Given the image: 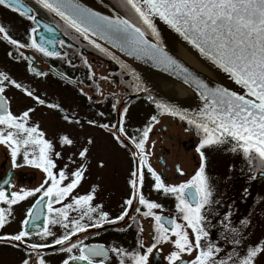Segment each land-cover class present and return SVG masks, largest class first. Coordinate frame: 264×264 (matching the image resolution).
Listing matches in <instances>:
<instances>
[{
  "label": "snow or ice",
  "instance_id": "6c2138e0",
  "mask_svg": "<svg viewBox=\"0 0 264 264\" xmlns=\"http://www.w3.org/2000/svg\"><path fill=\"white\" fill-rule=\"evenodd\" d=\"M123 2L138 17L139 23L120 16L114 19L102 16L90 8L82 7L78 0H36L38 5L55 13L101 51L107 50L90 40V33L114 38L120 46L127 45L131 49L130 54L150 56L188 74L187 68L164 51L154 19L159 18L179 33L202 57L228 74L241 91L220 85L210 87L208 83L193 77L191 83L205 102L200 113L188 116L172 106L156 104L161 115L178 116L186 120L190 126L186 131L194 130L200 138L196 148L197 167L189 179L179 184L166 183L162 174L149 162L150 154L146 145L154 125L160 122L156 115L151 117L138 138L130 135L124 127L128 112L126 107L120 113L119 122L111 125L97 123L94 119L82 123L65 114L63 120L69 124L83 128L86 123L101 128L122 148L134 146L136 149L130 152L135 165L128 181L131 195L123 202L120 214L113 219L103 210L102 204L95 203L99 186H91L84 195L77 192L86 180L90 146L94 140L91 137L81 140L71 133L60 134L57 141L60 148L73 151L68 156V163L59 167L57 161L63 159L62 152L57 150L56 143L46 138L39 124L31 122L30 114L36 108L30 107L20 115L14 114L5 96L6 87L11 85L20 89L38 105L61 112L63 109L58 104H46L34 91L0 73V146L9 151L13 168L29 166L45 173L44 182L35 189L9 193L0 188V204L8 206L0 207V229H4L13 216L11 206L40 193L22 222L24 228L15 235H0V242L14 248L23 246L26 258L22 264H47L43 250L50 248L69 254L62 264H150L154 250H162V246L171 249L166 257L168 264H264V240L254 246H246L243 234L231 226L230 212L219 223L228 233L225 240L232 245L231 250L225 251L224 246L213 238L209 231V213L219 201L214 198L213 180L208 172L209 153L223 152L243 159L251 173L250 181L264 177V0ZM0 6L19 13L33 23L37 22L36 15H30V10L23 8L21 0H0ZM36 31V27L31 29L32 33ZM0 34L17 48L27 46L12 39L3 25H0ZM149 36L155 39H149ZM60 43L63 45L64 42ZM31 47L45 56L59 55L37 43L35 36H31ZM30 70L35 71L34 68ZM36 74L46 75L42 72ZM184 82L189 83V80L185 79ZM98 115L103 117L104 113ZM21 159L23 163L18 162ZM103 166L101 162L100 167ZM177 172L184 175L179 167ZM146 173L153 181L151 188L154 192L174 198V215H164V205L145 195ZM4 183L14 187L9 180ZM244 192L249 194L247 188ZM132 212L137 215H131ZM137 216L149 219L152 223L153 242L150 246L145 245L142 237H138L136 246L131 250L120 246L89 245L81 238V234H87L92 229L118 224L126 218L131 221L128 227L135 224L138 233H143L144 226ZM41 217H45V223L36 234L45 242L29 243L32 233L27 228L30 221L31 226L36 228L35 220ZM242 223L247 227L249 222L244 220ZM57 225L65 230L60 235L53 231ZM49 238L50 243L47 242Z\"/></svg>",
  "mask_w": 264,
  "mask_h": 264
},
{
  "label": "flooded vegetation",
  "instance_id": "af4514ba",
  "mask_svg": "<svg viewBox=\"0 0 264 264\" xmlns=\"http://www.w3.org/2000/svg\"><path fill=\"white\" fill-rule=\"evenodd\" d=\"M103 1L125 18L139 23L138 17L124 4L123 0ZM21 4L24 9L30 10V15H36L37 22L33 23L19 13L0 6V25L6 27L12 39L27 45L22 49L17 48L4 40L3 34H0V73L6 74L25 88L34 91L45 100L46 104H58L63 112L36 104L20 89L11 85L6 87L5 96L10 101L11 111L16 115H20L30 107L36 108V111L30 114L31 122L39 124L46 133V138L57 144V150L63 155V159L57 161L61 168L68 163V156L73 149L60 148L57 142L60 134L71 133L81 140L88 137L94 140V144L90 146L86 180L77 190L79 195L87 194L93 185L99 186L95 203L102 204L103 210L109 213L110 218L114 219L118 216L123 202L131 195L132 190L128 181L131 179V172L135 165L130 152L136 149L134 146H130L129 149L122 148L101 128L86 123L83 128L69 124L63 120L65 114L81 120L82 123L88 119H94L97 123L111 125L119 122L120 113L126 107L128 112L124 118V127L130 135L138 138L145 126L149 124L151 117L156 115L160 122L154 125L146 145L150 154L149 162L157 172L162 174L168 184H179L189 179L198 164L196 148L200 138L194 130L186 131L190 129L186 120H181L178 116L160 114L161 110L156 107V104H168L152 87L150 78L105 46L100 44L107 51L96 48L55 13L38 5L36 0H21ZM33 27L37 28L35 33L31 32ZM31 36H35L37 43L59 55L45 56L32 48ZM90 40L93 39L90 38ZM60 41L64 42L63 45ZM33 68L35 71L30 70ZM36 72L46 75H37ZM99 113H104V116L101 117ZM212 153L214 152H210L209 155ZM229 157L234 159V163L243 161L242 158L232 154H229ZM18 162L23 163L22 159ZM101 162L103 167H100ZM177 167L183 171L184 175L177 172ZM5 180H9L14 187L5 184ZM44 180L45 173L40 169L29 166L13 168L9 151L0 146V188L6 189L9 193L18 192L21 189L32 190L39 187ZM254 182L264 185L263 178H258ZM152 183L151 177L146 173L145 195L151 200L159 197L166 210L163 214L174 215V198L163 197L154 191L150 193L154 192L158 195L147 194ZM39 195L40 193H37L36 196L11 206L13 216L9 218L10 222L5 228L0 229V235H15L24 228L22 222L27 218L28 210L35 204ZM164 200H166L165 203ZM0 207L8 206L0 204ZM131 215L137 214L132 212ZM137 219L141 220L148 237L145 245L150 246L153 242L152 223L149 219L139 216ZM31 223L30 221L27 228L32 233L29 243L45 242L36 234L42 230L45 217L35 220L36 228H33ZM129 223L131 221L126 218L125 221L102 230L92 229L87 234H81V238L89 245L119 246V241H124L123 247L131 250L136 246L138 237L144 238V236L143 233H138L135 224L128 227ZM123 228L127 230L121 231L120 229ZM53 231L60 235L65 230L57 225L53 227ZM96 232H99V235H96ZM108 234H110L109 237L106 236ZM47 242L50 243L51 238ZM159 252L163 264H168L166 259L168 255H165L162 250ZM43 254L47 264H62L69 255L58 252L56 249H44ZM25 258L26 252L23 246L14 248L0 242V264H22Z\"/></svg>",
  "mask_w": 264,
  "mask_h": 264
},
{
  "label": "water",
  "instance_id": "95a60500",
  "mask_svg": "<svg viewBox=\"0 0 264 264\" xmlns=\"http://www.w3.org/2000/svg\"><path fill=\"white\" fill-rule=\"evenodd\" d=\"M78 3L84 8H90L92 11L100 13V15L102 16H107L113 19L117 16L125 18L117 10L108 5L103 0H78ZM154 19L157 30L160 33V43L164 51L168 54V56L172 57L184 68H187L189 70L188 74H185L179 68L160 63L150 56H146L140 53H137L135 55L130 54L131 49L127 45L120 46L114 38H109L108 36H105L103 34L93 35L91 33L89 34V36L102 46H105L110 51L123 57L125 60L139 69L148 78H150L151 85H153V82L158 81L160 84L183 90L185 92V95L181 99H168L164 96H162V98L165 99L169 106L177 108L178 110L189 116L200 113L203 110L205 104L204 100L199 95V92L191 83L193 77L208 83L210 87H216L220 85L228 87L231 90L237 92L241 91L240 86L236 85L229 78L228 74L224 73L222 70L213 65L211 61L202 57L201 54L192 45L185 41L183 37L173 28H171L159 18ZM148 38L152 40L155 39L151 36H149ZM171 43H175L177 46L187 51L189 55H191L206 71H208V73L194 68L186 61H184V59L174 53L170 47ZM185 79H188L189 83H185ZM152 87L155 86L153 85ZM261 178H263L264 180V177ZM111 226L113 225H105L103 228L97 230H102ZM73 239H75V237ZM58 247L59 246H57V248ZM150 264H163L159 251L154 250L153 256H151L150 258Z\"/></svg>",
  "mask_w": 264,
  "mask_h": 264
},
{
  "label": "rangeland",
  "instance_id": "374dc122",
  "mask_svg": "<svg viewBox=\"0 0 264 264\" xmlns=\"http://www.w3.org/2000/svg\"><path fill=\"white\" fill-rule=\"evenodd\" d=\"M155 90L161 97L163 96L159 90L156 88ZM233 160L228 153L214 152L209 155L208 172L213 180L214 198L219 201L209 213L211 220L209 231L213 238L224 246L225 251H230L232 245L225 240L228 233L219 221L229 212L231 213V226L240 230L245 238L246 246H254L264 240V185L249 180L251 173L248 172V166L244 161L234 163ZM246 188L249 193L247 195L244 192ZM151 191L153 190L149 187L147 194L158 195L154 192L150 193ZM155 201L162 204L159 197H156ZM244 220L249 222L247 227L242 223ZM106 236L109 237L110 234ZM143 236V241L146 243L148 237L145 232ZM124 245V241H119L120 247ZM170 250L168 246H162V252L165 255H168Z\"/></svg>",
  "mask_w": 264,
  "mask_h": 264
},
{
  "label": "bare ground",
  "instance_id": "6f19581e",
  "mask_svg": "<svg viewBox=\"0 0 264 264\" xmlns=\"http://www.w3.org/2000/svg\"><path fill=\"white\" fill-rule=\"evenodd\" d=\"M171 50L179 57L184 59L189 65L194 68L208 73L187 51L177 46L175 43L170 44ZM211 74V73H210ZM153 85L161 92V94L168 99H181L185 95V92L178 88L160 84L158 81L153 82Z\"/></svg>",
  "mask_w": 264,
  "mask_h": 264
}]
</instances>
